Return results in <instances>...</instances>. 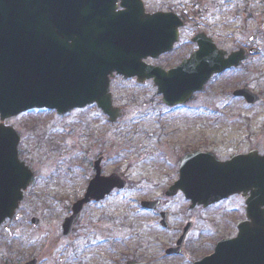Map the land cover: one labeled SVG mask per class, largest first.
Returning <instances> with one entry per match:
<instances>
[{"label": "rangeland", "instance_id": "obj_1", "mask_svg": "<svg viewBox=\"0 0 264 264\" xmlns=\"http://www.w3.org/2000/svg\"><path fill=\"white\" fill-rule=\"evenodd\" d=\"M157 1L143 0L149 12L156 9ZM171 1L175 7H201L204 23L215 29V41L223 48L243 46L255 33L261 35L264 47L261 31L264 0ZM260 82L264 88V80ZM114 87L127 90L116 95L117 103L127 108L125 118L116 124H104L91 109L71 113L60 120L50 112L35 111L10 121L24 135L27 124V161L35 172V179L18 210L21 219L0 228L1 259L27 257L28 244L32 257H52L55 262L71 256H78L79 264H121L135 257L151 261L161 242L152 234L155 217L142 212L139 202L143 198L160 197L176 173L167 164H157L156 156L164 153L160 146L170 138L161 137L162 131L156 129L164 127L168 134V130L180 128L191 136L193 147L198 145L195 140L203 135L219 138L217 130L245 129L248 136H253L256 146L264 148V106L254 109L238 106L235 109L245 116L237 120L228 118L232 112L225 105L196 99L184 114L186 120L180 122L178 114H164L159 106L148 102L147 98H155L151 87L136 93L119 82ZM131 96H136L135 101L129 102ZM79 147L90 149L95 155H105V172L131 180L135 190L86 207L83 223L89 227L79 229L76 236L64 240L60 225L75 201L77 186L91 175L77 162L83 158L82 155L75 157L74 149ZM63 182H72L75 189L70 185L63 187ZM174 206L172 202L168 207ZM34 217L39 219L37 228L30 226V219Z\"/></svg>", "mask_w": 264, "mask_h": 264}, {"label": "water", "instance_id": "obj_2", "mask_svg": "<svg viewBox=\"0 0 264 264\" xmlns=\"http://www.w3.org/2000/svg\"><path fill=\"white\" fill-rule=\"evenodd\" d=\"M116 1L0 0L1 120L33 108L64 113L95 103L114 121L108 94V77L113 73L126 78L136 76L138 81L155 79L164 103L173 105L186 102L193 92L202 89L211 75L240 61L241 53L225 60L224 53L217 51L209 40L198 37L199 51L189 61L157 75L156 69L144 66L141 60L169 51L177 40V26L169 21L173 29L165 30V17L146 15L139 0H121L124 10L115 13ZM237 95L245 97L250 104L258 101L247 91ZM17 144L15 133L0 126V224L13 218L22 198L18 189L24 179L27 185L31 179L28 170L23 179L22 165L17 161ZM194 157L183 163L180 180L171 188L170 195L181 189L193 204H206L223 199L226 195L221 193L240 191L236 182L217 189L219 165L208 166L207 178L191 184V177L203 171L187 167ZM95 169L96 176L84 199L72 206V215L62 226L64 235L73 231L84 205L98 202L115 187L124 185L117 175L100 178L98 162ZM238 169L235 168V176L240 178ZM245 169L244 189L250 187L255 193L247 203L255 209L260 204L264 206V158L252 159L250 167ZM205 184L212 185L213 189L206 188ZM142 206L155 209L157 205L148 202ZM32 224L36 226L37 220H32ZM258 234L255 242L261 241V244H256V250L261 248L263 252L256 256L264 258V237ZM255 264H264V259Z\"/></svg>", "mask_w": 264, "mask_h": 264}, {"label": "flooded vegetation", "instance_id": "obj_3", "mask_svg": "<svg viewBox=\"0 0 264 264\" xmlns=\"http://www.w3.org/2000/svg\"><path fill=\"white\" fill-rule=\"evenodd\" d=\"M173 4L174 2L171 0H158L156 3L157 7L152 12H149L144 4L147 13L163 15L165 17L163 26L165 30L170 31L173 29V25L169 24V21H172L177 26V41L174 43L171 51L160 54L153 59H146L144 61L146 65L155 67L163 72L177 68L184 61L190 60L198 52L199 47L196 41L198 37L211 40L218 51L225 53V59L231 53H242L241 62L236 67L228 68L219 74L211 76L200 92L193 93L188 102L177 106H167L162 102V96L157 91L158 84L153 80L138 83L136 78L125 80L122 77L115 76L109 83V92L112 106L118 110L116 114L120 115L116 123L123 120L127 112L126 106L124 107L117 103L118 99H116V95L119 93L122 94L127 90H118L114 87L115 82L127 86L128 89L133 88V93L137 91L142 92L144 88L151 87L155 98H147L149 99L148 102L159 106L164 114H178L180 122L186 120L184 114L196 99L209 101L212 104L225 105L232 112V115L228 118L237 120L245 116L244 113H240L238 109H235L238 106H243L245 109L264 106V88H262L263 84L260 82L264 80V47L262 45L261 35L255 33L252 41H249L248 37L243 42V46L235 49L223 48L222 45L215 41L216 36L213 33L215 29H211L212 26L209 28L204 23L201 17L203 11L201 7L186 6L182 8L175 7ZM116 6V11H120V1H117ZM263 24L261 25V31L264 32ZM213 25L216 28L217 23L214 22ZM241 90H247L257 96L259 99L257 104L250 105L245 101V97L234 94ZM135 97L131 96L129 102L135 101ZM89 109L94 111L95 116L101 117V122L103 121L104 124L111 125L108 117L95 104L64 115H59L55 111L47 112L52 113L60 120L71 113ZM13 119L15 118L7 119L3 124L12 127L17 132L19 137L17 147L18 161L24 167L32 169L31 165H29L30 163L27 161V124L23 128L26 131L24 135L21 130L10 123ZM163 128L160 127L156 130L159 132L162 131L161 137L170 139L166 141V144L160 146L164 148V153H159L156 156L157 164H167L174 169V173L176 170V173L171 184L161 191L160 197L156 198L161 201V207L154 212L148 213L155 217L152 234L160 239L159 250L152 257L151 261L144 260L143 257H135L134 259H125L121 264H127V262L138 264H255L256 261H262L264 259L263 257L256 256L257 253L261 255L263 252L261 248L258 251L256 250V244H261V241L256 243L255 238L257 236L256 232L259 233L258 236L264 237L262 235V231L264 232V206L260 204L255 209L253 204L247 203L251 198L253 199L255 197V193L253 192L254 189L250 187L244 189L242 179L247 173L245 168L247 166L250 167L252 159L255 160L258 155L264 157V148L256 146L253 136H248L245 133L248 130L245 129L217 130L220 133L218 135L219 138H208L206 135H203L201 139L195 140V144L198 145L193 147L194 143L192 144L193 140L191 136L183 133L185 132L184 130L174 128L168 130L170 133L167 134L166 128ZM141 131L143 132L144 130H139V132ZM146 136H152V134H147ZM169 142L170 144H168ZM23 143L25 144L23 145ZM193 153H197L200 156L190 161L188 167L203 169L208 168V166H218L220 163L219 166L221 168L218 172L219 177L217 179L218 185L222 187L223 184L236 182L239 184L238 188L240 191L230 194L221 193L220 195L226 196L222 197L223 199L220 201L207 206L199 205L191 207L190 202L185 199V195L181 191L174 193L172 197H168L167 190L179 178V167L183 159ZM74 154L75 157L78 155L83 156L82 160H77V162L84 165L88 169V173L91 174H89L88 179L84 180L85 182L82 181L80 185H76L77 193H74L73 199L78 200L83 197L88 182L94 176L93 167L98 158H101V176L106 177L109 174L105 172V155H95L94 151L80 147L76 150L74 149ZM167 158L169 159L168 161H166ZM235 168H239L237 173L241 176L240 178L235 176ZM124 180L126 181L125 186L122 189H113L104 198V201L111 197H122L127 194H132L128 193V191L135 190L133 187L134 183L126 178ZM21 184L18 190L22 193V200H24L33 183L31 182L27 188V182L24 179ZM61 185L63 187L70 185L75 189L72 182H63ZM225 190L227 189L223 191ZM143 199L156 200L155 198ZM172 202H175V206L168 207ZM223 206L230 207L224 208ZM84 210L85 208L80 213L74 232L70 236L62 237L64 240H70L76 236L79 229L85 230L89 227V224L83 223ZM163 214L165 215L163 216ZM161 215L164 219L162 224ZM30 250L31 248L27 244V257L13 259L3 257L2 259L0 258V261H6L3 264H27L32 260H35L36 264H79L80 262L78 256L66 257L57 262L53 261L54 259L52 257H32L31 252H29Z\"/></svg>", "mask_w": 264, "mask_h": 264}]
</instances>
